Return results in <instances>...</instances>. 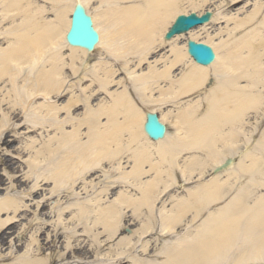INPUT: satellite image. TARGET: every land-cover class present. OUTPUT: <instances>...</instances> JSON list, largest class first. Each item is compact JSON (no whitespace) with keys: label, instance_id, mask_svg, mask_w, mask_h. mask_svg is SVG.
<instances>
[{"label":"bare ground","instance_id":"6f19581e","mask_svg":"<svg viewBox=\"0 0 264 264\" xmlns=\"http://www.w3.org/2000/svg\"><path fill=\"white\" fill-rule=\"evenodd\" d=\"M62 1L66 2V7L59 20L58 15L55 19L45 18L42 7L32 8L35 2L33 0H0L3 20L10 13L23 9V15L16 23L20 25L18 35L21 38L9 42L7 48L0 50V131L7 127H16V123L30 111L33 126L42 124L47 117L56 122L57 131L62 134L57 138L60 145L68 147L80 142L82 153L73 164L75 174L69 175L70 171L64 167L60 171L61 175L59 174L63 178L56 182L59 187L57 191L67 189L76 193L75 187L79 180L86 182V176L101 167L104 161L113 165L119 176L117 181L141 182L144 175L153 172L155 178L147 182L151 184L148 186L150 190L146 191L144 186L138 202L131 196L125 198L120 192L122 195L113 204L104 205L110 187L118 184L117 181H112L110 186L105 187V191L94 193L86 203L79 205L81 214L95 217L91 223L103 224L111 231L110 240L120 232L121 224L130 208L136 216L143 213L142 209L149 211L145 214V230L141 236L152 229V219L157 218L153 210L162 194L176 183V168L182 179L188 183L193 178L201 179L206 173V167L213 168L214 174L228 159H232V163L223 172L208 181L199 182L192 190V199H183L172 210L167 209L165 204L159 209L162 232H169L189 212L190 204H193L196 215H199L203 210H208L211 204L233 195L236 189L238 191L232 196L233 202L228 211H209L212 220L208 223V237L203 236L204 239L199 238L189 244L188 248L176 252L179 255L168 264H207L209 261L215 263L224 258L231 259L227 249L233 250L235 246L240 247L243 252L241 257L238 256L240 259L236 258L230 264H264V131L260 140L253 139L256 126L264 121V41L257 49H252L250 44L231 46L228 42L233 30L252 23L253 17L260 13L253 11V17L250 15L249 20L239 22L229 32L230 35L228 33L227 40L223 41L224 46H221L220 42L215 43L211 38L200 40L197 38L199 35H195L200 31L205 32L209 25L225 17L222 4L213 3L211 0L196 1L192 11L181 10L179 3L173 0H148L144 9L128 10L116 6L102 12L97 7L94 11L90 9L91 2L98 0ZM111 1L114 0H109L110 3ZM77 3L87 9L100 35V43L93 52L72 47L66 41L71 25L70 16ZM208 3L214 5V8L200 11ZM206 11L212 14L211 22L165 40L166 33L177 17L188 16L190 13L202 16ZM12 19L13 23L17 21L16 18ZM256 32L252 41L263 40V32L260 29ZM184 36L191 37L185 43H178ZM190 40L212 47L216 61L210 66L195 63L187 50ZM162 46L170 47L171 56L150 62V55ZM101 49L103 53L98 61L90 64L89 58ZM65 50L70 51V60L65 59ZM48 53L50 56L45 58ZM107 56L112 57L122 67L129 80L128 85L120 77L123 73L118 65L109 62ZM50 62L48 69L46 64ZM25 66L28 69L27 75L30 72L36 73V80L43 75V68L47 69V80L43 89L39 84L30 87L26 77L21 79ZM68 68L73 75L85 71L95 77L91 79L89 73L83 74L80 81L89 79L90 84L76 98H73V86L67 82ZM177 70L180 71L179 74L175 73ZM244 79L246 82H241ZM8 82L11 83L12 91L6 90ZM95 82L99 86L92 88ZM67 92L72 96L62 107L48 100L52 95L60 96L65 93L62 95L64 97ZM201 92L204 94L201 95ZM22 93L25 95L22 96ZM100 93H106L109 97L105 96L94 105L93 98ZM193 95L198 98L175 112L163 111L171 103L179 105L181 100ZM14 96L19 104L14 101ZM40 97L44 102H38ZM139 102L147 111L141 109ZM204 102L206 106L202 110ZM6 105L8 107L5 109ZM80 107L87 109L85 114L88 118L67 126L71 123L74 112ZM157 110H160V121L168 126V133L165 138L153 141L146 135L144 124L147 113ZM123 114L127 118L120 120L119 116ZM250 115L255 118L252 119ZM87 122H91L90 125L96 133L93 148L81 141L83 127ZM169 125L176 128L174 134L170 133ZM134 126L139 131L138 136L134 135ZM254 142L256 146L252 149ZM5 144L6 138L2 141V145ZM241 146L246 149L242 151ZM184 151L195 152L191 157L192 161L184 158ZM235 155L239 159H235ZM125 158L132 163L129 171L125 165L129 162L124 161ZM65 159L64 162L71 167L72 160L69 157ZM37 166L39 165L34 162L30 164V171L36 172ZM163 176L165 178L162 179ZM79 188L88 193L87 186L82 185ZM135 202L137 206L133 208ZM4 207L5 204L0 203V212L5 210ZM86 221L88 223L90 217ZM240 225L243 226L241 242L236 245L235 239ZM13 227L14 224L9 220L0 221L1 238L4 239ZM192 236L193 234L190 237L186 235L188 238ZM131 237H126L125 247L131 245ZM186 244L187 242L184 245ZM182 256L184 263H177V258ZM29 263L44 264V260L33 258Z\"/></svg>","mask_w":264,"mask_h":264},{"label":"rangeland","instance_id":"374dc122","mask_svg":"<svg viewBox=\"0 0 264 264\" xmlns=\"http://www.w3.org/2000/svg\"><path fill=\"white\" fill-rule=\"evenodd\" d=\"M33 1L35 2L32 8L42 7L45 11V18L55 19L57 15L59 20L62 18L64 8L66 7L65 1L61 2V0H58L60 2L56 3L47 0ZM147 1L114 0L110 3L109 0H98L91 2L90 9L94 11L93 9L97 7L99 12L116 6L128 10L144 9ZM173 1L179 3L181 10L192 11L195 2L200 0ZM211 2L222 4L221 9L225 17L219 18V20L209 25L205 32L200 31L199 33H195L196 36L199 35L198 39L207 40L211 38L215 43L220 42L221 46H224L223 41L227 40L228 33L235 29V26L239 22L246 19L249 20L251 16L253 17L251 15L253 11H258L260 14L253 17L252 23L231 32L232 36H230V41L228 42L231 46L240 44L248 46L250 44L252 49L259 48L264 39L254 42L252 38L257 34L256 30L258 29L264 34V0H211ZM210 3L203 5L200 11L214 8V5ZM22 15L23 9L10 13L8 18L3 20V15L0 12V50L7 48L9 42H14L21 38V35H18L20 25H16V23ZM12 18H16L17 21L13 23ZM1 21L4 22L1 23ZM23 25H27V23H23ZM190 37L184 36L179 39L178 43H185ZM243 40H245L244 43H241ZM102 53V49L99 50L95 56L89 58V63L93 64L97 62ZM70 54L68 50H65L63 53L67 60H70ZM48 56H50L49 53L45 58ZM167 56H171L170 47L162 46L150 55V62H155V60ZM107 59L109 62L112 61L118 65L121 73H123L122 67L112 57L107 56ZM50 64L51 62L46 64L48 69ZM46 71L47 69L44 67L42 71L43 75L39 76L38 80H36V73L32 74L30 72L27 75L28 69L25 66L21 79L26 77L30 87L39 84L43 89L47 80ZM68 71V73L66 71L68 75L67 82L68 85L70 83L73 86V98H76V96L82 95L83 89L90 84L89 79H83L84 82L80 81L83 74L89 72L80 71L77 75H73L70 68H68ZM175 73L179 74L180 71L177 70ZM89 76L91 79L95 78L90 73ZM120 77L123 78V82L126 85L129 84V80L125 77L124 73ZM5 79L8 78L6 77ZM241 82H246V80L244 79ZM95 86H99V84L95 82L92 88H95ZM1 87H3L2 84ZM7 89L12 91V86L9 82L6 84ZM9 93L11 95L14 94L12 92ZM200 94L203 95L204 92ZM21 95L23 96L25 93ZM62 95H52L48 100L62 107L72 96L68 92L66 96L62 97ZM105 96L109 97L106 93L94 96V105H97ZM197 98V95L186 97L180 101L181 104L178 105L173 102L164 107L163 111L175 112L181 106L195 101ZM13 99L17 101L15 96ZM38 102H44L43 98L40 97ZM17 104H19L18 101ZM139 104L141 109L147 111L145 106L141 105L140 102ZM205 106L206 103L204 102L202 110L205 109ZM7 107V105L4 106L5 109ZM86 111L85 107H80L76 110L71 123L67 126L85 121L88 118L85 114ZM156 113H160V110H157ZM250 117L252 119L255 118L253 115H250ZM119 118L120 120H124L127 118V115H120ZM31 121L30 111H28L25 114V118L20 119V122L16 123L18 124L16 127H7V129L0 131V203L5 204L3 208L5 210L0 212V221L9 220L10 223L14 224V227L6 233L4 239L1 238L0 233V264H30L29 260L33 258L44 260V264H168L169 261H174L179 255L176 252L186 247L188 248L189 244H193L199 238L204 239L203 236L208 237V229H210L208 223L212 220L209 216V211H228L233 202L232 196L238 193L236 189L233 195H229L222 201L211 204L208 210H203L199 215H196L197 211L193 207V204H190V210L184 217L182 216L181 222L172 231L162 232L158 212L163 204H165L167 209L172 210L183 199H192V190L196 188L199 182L208 181L214 177L213 168L206 167V173L201 179L193 178L191 182L187 183L182 179L180 171L176 168V183L162 194L160 200L156 203V208L153 210L154 216L157 218L152 219V229L141 236L145 230V214L149 211L146 208L142 209L144 214L141 212V214H138L139 216H136L132 208H130L126 212L125 219L119 230L120 232L110 240L109 234L111 231L103 224L94 225L91 223L95 217L93 215L84 216L81 214L79 205L86 203V200L92 198L94 193L105 191V187L110 186L112 181H117L119 176L115 172L113 165L104 161L101 167L86 176V182L79 180V184L75 187L76 193L67 189L57 191L59 187L56 182H59L63 178L60 176V171L62 172L64 167L70 171L69 175L73 176L75 174L73 164L82 153L81 144L80 142H75L68 147L60 145L58 139L62 134L60 131H57L56 122L51 117H47L42 124H38L37 126H33ZM90 124L91 122H87L84 125L81 141L85 145H88L89 148H93L96 133ZM169 127L170 133L174 134L176 128L171 125ZM256 127L257 130L254 131L253 139L257 141L260 140V136L264 131V121ZM134 128H136L134 135L138 136L139 131L136 126ZM5 138L6 144L3 146L2 141ZM255 146L256 142L252 144V149ZM240 149L244 151L246 147L241 146ZM194 153V151H184L182 154L184 158L192 161L193 158L191 157L195 155ZM66 157L72 160L70 161L72 162L70 164L71 167L67 165L68 163L64 162ZM234 158L239 159L238 155H235ZM127 160V158L124 159V161ZM33 162L39 165L34 173L29 168ZM128 162L125 165L129 171L132 163L129 160ZM105 172H107L106 175L104 174ZM153 178L155 177L152 172L144 175L141 182L134 180H131L130 183H126L123 180L117 181L118 184L110 187V192L107 194L108 198H105L103 204L110 206L122 195L121 193L124 194L125 198L131 196L138 202L144 192V186H146V191L150 190L148 187L150 183L148 184L147 182H151ZM222 179L224 180L225 178ZM158 180L160 181L161 179L158 178ZM82 185L88 187V193L82 191L83 188H79ZM262 190L264 191V189ZM104 194L106 193L104 192ZM136 206L137 203L135 202L132 207L136 208ZM89 217L90 221L87 223L86 220ZM242 228L243 226L240 225L239 233L235 239L236 245L241 242ZM190 234H193L192 238L186 237V235L190 237ZM129 235L132 236L129 238L131 245L125 247L124 241ZM184 241L185 243L187 242L186 245H184ZM99 244H101V248ZM227 251L229 252L228 257L231 255V259L224 258L215 263L209 261L207 264H230L234 260L236 261V258L240 259V254L243 252L237 246L233 250L230 248ZM177 259L176 262L181 263L184 260V256ZM237 264L239 263L237 262Z\"/></svg>","mask_w":264,"mask_h":264},{"label":"water","instance_id":"95a60500","mask_svg":"<svg viewBox=\"0 0 264 264\" xmlns=\"http://www.w3.org/2000/svg\"><path fill=\"white\" fill-rule=\"evenodd\" d=\"M210 18V13H207L201 19L197 18L194 14L188 18L180 16L166 39H171L175 34L185 33L191 28L209 21ZM67 42L71 46L81 47L89 51H93L95 45L99 42V36L92 26V20L86 14L85 9L81 4H77L73 12L71 29L67 34ZM188 46L189 54L197 63L210 65L214 60L213 51L208 46L197 45L192 41L188 42ZM145 132L155 141L164 137L165 127L159 122L156 114H147ZM230 163L231 160H228L226 164L216 170V172L226 168Z\"/></svg>","mask_w":264,"mask_h":264}]
</instances>
